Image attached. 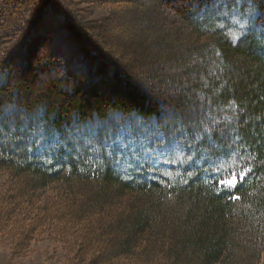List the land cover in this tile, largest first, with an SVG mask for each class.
I'll return each mask as SVG.
<instances>
[{
    "label": "trees",
    "instance_id": "16d2710c",
    "mask_svg": "<svg viewBox=\"0 0 264 264\" xmlns=\"http://www.w3.org/2000/svg\"><path fill=\"white\" fill-rule=\"evenodd\" d=\"M124 132L178 158L136 162ZM44 240L65 264H264V0H0V245Z\"/></svg>",
    "mask_w": 264,
    "mask_h": 264
},
{
    "label": "rangeland",
    "instance_id": "374dc122",
    "mask_svg": "<svg viewBox=\"0 0 264 264\" xmlns=\"http://www.w3.org/2000/svg\"><path fill=\"white\" fill-rule=\"evenodd\" d=\"M128 17L131 20H133L134 22L133 25L139 26V22H137L136 17L133 16H128ZM155 17L156 19L159 20L158 15H156ZM124 18L122 17L114 20L115 21L114 23H117V27L120 30V32H118V35L122 36V38H124L126 41L131 42V45L132 46L134 45V47L137 45H139L140 47L143 46L144 41L143 39H141L142 37L140 38L137 35V29L135 28V26L128 25L126 27L122 20ZM164 19L168 21L169 18L163 16V20ZM147 20H144L143 23H140L142 27L144 25H147L149 27V23ZM140 34H142V36L147 38L149 41L153 40V38L151 40V37H153L152 32H149L148 29L147 30L141 29ZM153 45L159 47V44L154 43ZM123 144L129 145L127 149L131 151L132 158L136 159L135 160L136 162L139 159L147 158L151 161V163H153L154 166L162 167L170 164V163H164L163 161L165 160L171 161V159H176L177 157V155H173L171 151L167 148H160L158 146L153 147L152 145H150V143L146 142L145 140L134 141L125 132L121 133L120 136L114 140V142L113 141L110 142V146L114 147L115 149L123 148L122 147ZM162 151L163 154H161ZM129 160H131L130 157L124 158V161L127 163L129 162ZM34 248L35 251L30 256L26 258L12 259L9 255L8 248H6V246L0 245V264H65L66 252L61 243L53 240H44L35 244Z\"/></svg>",
    "mask_w": 264,
    "mask_h": 264
},
{
    "label": "snow or ice",
    "instance_id": "6c2138e0",
    "mask_svg": "<svg viewBox=\"0 0 264 264\" xmlns=\"http://www.w3.org/2000/svg\"><path fill=\"white\" fill-rule=\"evenodd\" d=\"M239 39V38H238ZM205 134L208 136V139L211 140V133L205 129ZM114 142V141H113ZM123 148L127 149L129 147L128 144H123ZM219 148L218 145H216ZM163 154V151L161 152ZM231 153L229 152L228 155ZM226 157L221 155L216 157L215 161H213V175L215 177V187L217 188V194L223 193L228 196L232 200L240 199L239 196L233 195V192L237 190V186H243V181L245 179L246 172H236L234 169L228 168L225 166ZM119 163L117 159L115 161ZM164 163H175V161L165 160ZM250 171V170H246Z\"/></svg>",
    "mask_w": 264,
    "mask_h": 264
}]
</instances>
